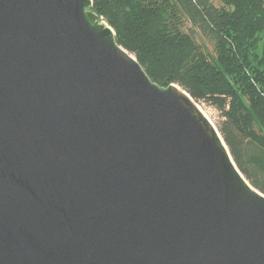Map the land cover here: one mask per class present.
<instances>
[{"label": "water", "instance_id": "obj_1", "mask_svg": "<svg viewBox=\"0 0 264 264\" xmlns=\"http://www.w3.org/2000/svg\"><path fill=\"white\" fill-rule=\"evenodd\" d=\"M0 264H264V194L92 0H0Z\"/></svg>", "mask_w": 264, "mask_h": 264}, {"label": "trees", "instance_id": "obj_2", "mask_svg": "<svg viewBox=\"0 0 264 264\" xmlns=\"http://www.w3.org/2000/svg\"><path fill=\"white\" fill-rule=\"evenodd\" d=\"M92 10L153 82L219 110L232 160L264 194V0H92Z\"/></svg>", "mask_w": 264, "mask_h": 264}, {"label": "rangeland", "instance_id": "obj_3", "mask_svg": "<svg viewBox=\"0 0 264 264\" xmlns=\"http://www.w3.org/2000/svg\"><path fill=\"white\" fill-rule=\"evenodd\" d=\"M216 2L218 0H215ZM178 86V85H177ZM196 104L202 109V111L204 112V114L206 115V117L210 120V122L217 128V126L219 125L222 117H221V113L219 112V110H217L215 107H213L212 105L206 103L205 101H195ZM218 130V129H217ZM248 152L249 153H256L257 150L255 147L253 146H249L248 148ZM244 177V176H243ZM244 179L246 180V182L252 187L254 188L250 181L248 179H246L244 177ZM255 190H257L256 188H254ZM258 191V190H257ZM260 192V191H259Z\"/></svg>", "mask_w": 264, "mask_h": 264}, {"label": "bare ground", "instance_id": "obj_4", "mask_svg": "<svg viewBox=\"0 0 264 264\" xmlns=\"http://www.w3.org/2000/svg\"><path fill=\"white\" fill-rule=\"evenodd\" d=\"M200 108V107H199ZM200 110L202 111V109L200 108ZM203 112V111H202ZM203 114H204V112H203ZM205 115V114H204ZM206 116V115H205Z\"/></svg>", "mask_w": 264, "mask_h": 264}]
</instances>
